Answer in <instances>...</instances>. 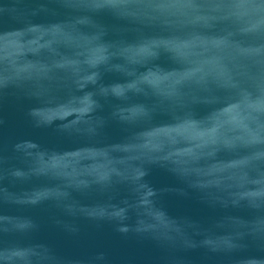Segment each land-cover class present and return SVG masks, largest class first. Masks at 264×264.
Instances as JSON below:
<instances>
[{"label":"water","instance_id":"water-1","mask_svg":"<svg viewBox=\"0 0 264 264\" xmlns=\"http://www.w3.org/2000/svg\"><path fill=\"white\" fill-rule=\"evenodd\" d=\"M0 264H264V0H0Z\"/></svg>","mask_w":264,"mask_h":264}]
</instances>
